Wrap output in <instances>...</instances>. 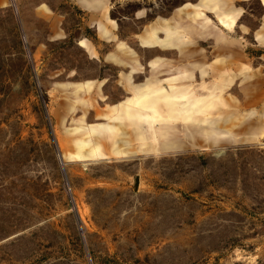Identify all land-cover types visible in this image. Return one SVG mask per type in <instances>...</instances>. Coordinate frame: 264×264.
Listing matches in <instances>:
<instances>
[{
    "label": "rangeland",
    "instance_id": "rangeland-1",
    "mask_svg": "<svg viewBox=\"0 0 264 264\" xmlns=\"http://www.w3.org/2000/svg\"><path fill=\"white\" fill-rule=\"evenodd\" d=\"M201 1L110 0L116 37L89 27L101 16L73 0L0 7V264H264V5L234 2L240 17L229 31L213 11L194 8ZM37 5L50 12L35 15ZM178 10V23L202 13L199 23L235 52L179 28L177 43L199 54L143 46L151 26L175 27ZM156 60L169 65L155 70ZM225 60L231 80L197 115L196 141L179 120L181 148L145 152L136 131L159 140V124L115 119L134 96L129 83L156 78L169 88L178 69L195 66L185 84L206 98L221 80L211 68ZM208 120L217 122L213 135ZM105 125L112 133L93 130Z\"/></svg>",
    "mask_w": 264,
    "mask_h": 264
},
{
    "label": "bare ground",
    "instance_id": "bare-ground-1",
    "mask_svg": "<svg viewBox=\"0 0 264 264\" xmlns=\"http://www.w3.org/2000/svg\"><path fill=\"white\" fill-rule=\"evenodd\" d=\"M236 1L238 0H202L199 6L195 5L194 8H205L207 10L209 9L213 11L214 14L218 17L222 26L230 31L233 29V25L236 20L240 17L239 10H236L234 8V2ZM262 2L264 5V0H262ZM180 16L181 15H179V17ZM201 16L202 13L196 12L195 15L192 16L191 20L173 24L175 27H172V25H170L168 22H165L161 26L160 30H158L156 27H151L146 32V36L145 38H143L142 43L148 48H166L170 46H178V44L180 45L181 42L177 43V41H180L181 38L175 37L178 34V31H175L174 29L183 28L182 30H184L190 36L198 34V37L200 38L210 37L215 39L217 43L228 45L225 36H223L222 33H220L218 30L216 31V29L210 25L209 21H204V23L199 24L198 19ZM160 31H163L166 34V38L161 39L158 37V33ZM101 33L103 37H109L108 31L101 30ZM261 43H264V39H262ZM80 45L89 53H94L91 45L87 41H82ZM182 45L184 46L183 51L185 52L186 45L185 43H182ZM229 46L233 47V44L229 43L228 47ZM112 58H115L116 61L119 62L116 56H113ZM168 65V62H162V60H156V62L153 63V67L155 70H158L161 66L168 67ZM221 66L224 67L225 64H221ZM200 69L201 71L206 73V70L204 68L201 67ZM191 72V69H188L187 67H185L184 69H179L177 71V76L168 81V84H170L169 88H165L164 86H162V83L156 78L154 80L147 81L143 85L133 86L131 85V83L126 85L127 89L130 90L134 94V96L133 98H129L127 101L116 108L115 111L118 112V114L115 119L123 120L124 118H134L139 119L140 121H142V123L154 122L155 126L159 124V126L161 127L162 135L159 140L153 139L154 132H152L151 129H141V127L136 131L138 140L143 143L142 148L145 152H152L153 150L157 151L158 147L163 150H175L181 148L182 145L179 143L180 139L177 137V134L180 131L178 129L179 125H176L177 123L175 122L179 120L184 121L186 124L191 125L192 128L189 127V129L191 130H194L198 127H200L201 129L202 124L204 123H199L200 120L197 115L204 114L211 107L216 106V102L219 100V95H217L216 93L218 91L220 92V90L223 91L224 89H226L224 83L231 80H225V74L220 75L221 80L219 81V83L211 85L213 93L206 98H197L193 94L191 86L185 84L186 81H190L192 79ZM222 80H224V82H222ZM74 86L76 93L81 92L82 90L87 88H92L91 83L75 84ZM198 123L199 125H197ZM207 124V126H209L207 129L210 130V132L208 133L212 134L217 127V122L211 120ZM171 128L173 132L170 131ZM189 129H186V131L188 132L187 137L191 138L190 141H196V139H193L192 137H196L198 135L196 130L194 132L193 130L189 132ZM93 130L98 132L99 134L112 133L113 127L105 125L95 127L93 128ZM220 135L221 138H227L225 132L221 133ZM118 144L119 142L115 140V147ZM115 150L116 152L119 151L117 147Z\"/></svg>",
    "mask_w": 264,
    "mask_h": 264
},
{
    "label": "crops",
    "instance_id": "crops-1",
    "mask_svg": "<svg viewBox=\"0 0 264 264\" xmlns=\"http://www.w3.org/2000/svg\"><path fill=\"white\" fill-rule=\"evenodd\" d=\"M109 1L110 0H73V3L77 6V7H79V9L81 10V11H84V12H88V13H92V16H94V17H99L100 18V16H101V18H100V20H98V19H94V20H92L90 23H91V26H89V27H91V28H95V29H97V31L98 30H100V32H101V30H106V31H108V30H110L111 31V33H110V31H108V35L110 36V34H112L113 36H115L116 37V35L113 33V31L111 30V29H115L116 28V25H115V23H114V21L110 18V15H109V13H108V6H109ZM238 1H242V0H238ZM245 1V0H244ZM262 1V0H261ZM9 2H10V0H0V7H2V8H4V7H7L8 5H9ZM202 2V1H201ZM263 3V2H262ZM49 4V6H52L53 7V10H55L56 9V6H54V5H51L50 3H48ZM198 6H199V4H198ZM43 7V9H44V11H46V13H49L50 12V9L46 6V5H42L41 7H39L38 5L36 6V8H35V10H34V13H35V15H38V12H37V10H39L40 8H42ZM52 7H50L51 9H52ZM55 8V9H54ZM182 10V9H181ZM181 10H178V15L175 17V18H173V24H176V23H178L176 20L179 18V15H181ZM208 11H211V10H209L208 9ZM215 15V14H214ZM165 22H168V21H165ZM165 22H161V23H158V25H155L156 27H161L162 25H163V23H165ZM200 24V23H199ZM198 24V25H199ZM54 25H56V23L54 24ZM107 25H109V26H111L112 28H109ZM152 27V26H151ZM52 28H54V29H56L57 27L56 26H52ZM183 29V28H182ZM99 32V31H98ZM163 32V31H162ZM159 33H161V31L159 32ZM158 33V34H159ZM164 33V32H163ZM145 38V37H144ZM182 39V38H181ZM106 40V39H105ZM143 40V39H142ZM108 41V40H107ZM112 40H109V42H111ZM182 43H184V41L183 42H181V44L179 45L178 44V46H170V47H166V48H162V47H158V48H161L162 50H164V51H167V50H171L172 48H179V50H180V54H181V56L182 57H184V58H189V57H191L192 55H194V54H199L198 52H196V51H183V49H184V46L182 45ZM143 44V43H142ZM185 45H187V44H185ZM222 45V44H221ZM144 46V45H143ZM146 47V46H145ZM219 47H221V46H219ZM148 48V47H147ZM151 49H153V48H151ZM220 49H223V50H229L230 51V53H234L235 51L233 50V47H228V45H224V46H222ZM228 51V52H229ZM191 52V53H190ZM190 54V55H189ZM228 58H231V55L229 54V56H228ZM117 60H119V59H117ZM232 62V60H225V61H223L222 63L220 62V70L219 69H215V68H217V66L214 68V67H212L211 69H213V72H216V74L218 75V77H220V75H223V74H225V76H224V78L225 77H227V71H226V68L228 67V66H230V63ZM221 64H225V66L223 67V66H221ZM195 67V66H194ZM194 67L192 68V67H188L187 66V68L188 69H192V70H194ZM185 68V67H184ZM184 68H180V69H184ZM199 69H200V67H199ZM179 70V69H178ZM191 70V71H192ZM201 70V69H200ZM219 70V71H218ZM171 72V71H170ZM206 72V74L205 75H207L209 72L206 70L205 71ZM208 72V73H207ZM177 73V72H176ZM210 73H212V72H210ZM191 74H192V77H193V75H194V72L192 71L191 72ZM204 75V76H205ZM214 76V75H213ZM221 78V77H220Z\"/></svg>",
    "mask_w": 264,
    "mask_h": 264
}]
</instances>
